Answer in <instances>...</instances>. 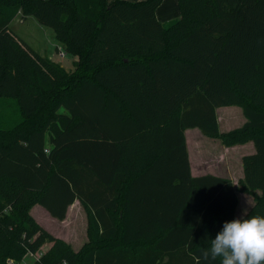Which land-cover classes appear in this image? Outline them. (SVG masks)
<instances>
[{"label":"trees","instance_id":"trees-1","mask_svg":"<svg viewBox=\"0 0 264 264\" xmlns=\"http://www.w3.org/2000/svg\"><path fill=\"white\" fill-rule=\"evenodd\" d=\"M161 1L0 0V264H220L201 251L234 219L236 192L254 197L245 217L264 216V0H177L167 23ZM18 13L52 28L73 70L15 34ZM227 105L246 121L220 132ZM192 127L253 142L239 185L190 175ZM76 199L78 251L29 212L62 220Z\"/></svg>","mask_w":264,"mask_h":264},{"label":"crops","instance_id":"crops-1","mask_svg":"<svg viewBox=\"0 0 264 264\" xmlns=\"http://www.w3.org/2000/svg\"><path fill=\"white\" fill-rule=\"evenodd\" d=\"M110 1L112 0H107V2ZM127 1L137 2L142 0ZM155 16L161 23H166L178 18L180 16V10L177 0H162L155 9ZM27 17L22 18L21 14L18 13L11 20L10 24L14 20H17L20 23L24 22L27 20ZM33 22L34 21H32L31 26L34 28L35 32L31 33L29 37L27 35V39L29 38L30 40H26V38L23 37V35L26 36L25 33L20 36L30 43L40 55L48 57L67 71L73 70L74 62L77 58L70 55L71 58L66 59L68 53L65 52L62 44L55 39L54 31L51 32L48 29L49 27L40 24L36 19V23ZM45 41L49 43L50 47L46 46ZM60 45L62 47H60ZM51 46L53 48L55 47V49L53 50ZM61 51L64 52L63 56L60 55ZM235 106L237 105H227L216 108L215 112L220 132L229 131L245 123L246 118L243 115L241 107L238 106V108ZM220 108H224L225 110L221 114L218 113ZM233 116H235V120H238V124H234ZM184 137L191 176L199 177L212 175L215 177L227 178L231 180L234 186L239 185V181L243 178L242 157L255 152V147L251 140L244 143L234 144L232 146H226L218 138L204 135L197 127L186 128L184 130ZM232 151L234 153L236 152L234 156L231 153ZM255 193L260 194V190L256 189ZM236 194L238 202L235 208L234 218L244 216L254 204V197L252 194L245 191H237ZM76 205H79V207L82 208L80 201L78 199L74 200V202L67 207L65 217L60 220V222L67 221L71 208L76 207ZM34 206L40 205L36 204ZM33 207L31 210L34 209ZM42 209L48 213L45 208L42 207ZM48 215L51 216L49 213ZM40 225L44 227V225Z\"/></svg>","mask_w":264,"mask_h":264},{"label":"clouds","instance_id":"clouds-1","mask_svg":"<svg viewBox=\"0 0 264 264\" xmlns=\"http://www.w3.org/2000/svg\"><path fill=\"white\" fill-rule=\"evenodd\" d=\"M201 257L219 258L220 264H264V216L247 215L224 222Z\"/></svg>","mask_w":264,"mask_h":264},{"label":"rangeland","instance_id":"rangeland-1","mask_svg":"<svg viewBox=\"0 0 264 264\" xmlns=\"http://www.w3.org/2000/svg\"><path fill=\"white\" fill-rule=\"evenodd\" d=\"M32 21H34L33 23H36L35 18L33 16H28L27 20L21 23L17 20H14L10 24V27L18 37L22 38L21 37L22 34L25 33L26 36L23 35V37H25L26 40H30L29 38L27 39V35L29 37L31 33L35 32L34 28L31 26ZM48 29L51 32H53L52 28L49 27ZM22 40L24 39L22 38ZM25 42L36 51V49L33 46H31L30 43H28L27 41ZM46 46L50 47L48 42H46ZM60 47L62 46L60 45ZM51 48L53 47L51 46ZM54 49L55 47L53 48V50ZM70 58L71 56L70 54H68L66 59H70ZM224 111H225L224 108L222 109L220 108L218 110V113L221 114ZM233 121L234 124L239 123L238 120H235V116H233ZM231 153L233 156L236 154V152L234 153L233 151ZM39 207L41 206H34L33 207L34 209L30 210V214L31 213L33 214V215L31 214V216L36 223L44 225V227L51 234L65 240L75 251L81 249V247L87 242L88 240L87 215L83 206L82 208L79 207V205H76V207H72L70 210L71 211L70 215L67 218V221L65 220L62 222H60V220H57L52 216H49L48 213L42 209V207L41 208ZM33 260H34V256L31 253H26L23 256L22 260L16 262V264H30Z\"/></svg>","mask_w":264,"mask_h":264},{"label":"built area","instance_id":"built-area-1","mask_svg":"<svg viewBox=\"0 0 264 264\" xmlns=\"http://www.w3.org/2000/svg\"><path fill=\"white\" fill-rule=\"evenodd\" d=\"M60 55L63 56V55H64V52L61 51V52H60ZM45 151H47V149H45Z\"/></svg>","mask_w":264,"mask_h":264}]
</instances>
